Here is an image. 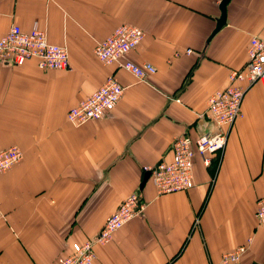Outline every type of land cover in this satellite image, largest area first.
I'll return each mask as SVG.
<instances>
[{"label":"crops","instance_id":"crops-1","mask_svg":"<svg viewBox=\"0 0 264 264\" xmlns=\"http://www.w3.org/2000/svg\"><path fill=\"white\" fill-rule=\"evenodd\" d=\"M0 0V37L36 23L66 46L67 69L0 61V150L17 145L21 162L0 173V264H55L74 243L94 238L131 193L147 203L108 244L97 264H222V255L253 237L238 263L264 264V85L247 86L243 115L228 129L216 173L195 159L196 186L159 194L145 168L172 159L180 135L213 131L211 94L245 67L253 37H264V0ZM145 31L127 58L152 63L140 80L105 65L96 45L120 25ZM192 50V53H188ZM125 87L117 107L76 125L68 112L109 76Z\"/></svg>","mask_w":264,"mask_h":264},{"label":"built area","instance_id":"built-area-1","mask_svg":"<svg viewBox=\"0 0 264 264\" xmlns=\"http://www.w3.org/2000/svg\"><path fill=\"white\" fill-rule=\"evenodd\" d=\"M145 31L140 27L124 23L104 41L98 43L95 53L105 65L116 64L129 71L140 80H145L157 72L150 62L139 64L127 56L143 40ZM248 61L244 68L232 70L229 83L210 95L205 117L214 126L213 131L197 137L180 135L171 146L172 159H162L147 166L149 179L159 194L189 190L196 186L195 159L200 156L206 167L220 156L225 148L229 127L243 115L242 102L248 85L261 81L264 85V37H253L248 47ZM188 53H192L189 50ZM34 59L42 70L67 69L70 54L66 46L54 44L47 32L36 23L31 31H24L20 25L0 37V61L11 65H23ZM125 87L120 80L111 75L90 96L81 100L68 112V119L76 125L102 118L114 110L124 95ZM23 151L17 145L0 150V173L10 170L21 162ZM147 209L140 192L128 195L106 220L94 237L82 243H74L72 252L61 257L55 264H97L95 246L108 244L115 233L134 218L142 217ZM259 225H264V199L258 201L256 212ZM5 214L0 207V220ZM253 243L249 237L246 243L222 255V264L238 263Z\"/></svg>","mask_w":264,"mask_h":264},{"label":"water","instance_id":"water-1","mask_svg":"<svg viewBox=\"0 0 264 264\" xmlns=\"http://www.w3.org/2000/svg\"><path fill=\"white\" fill-rule=\"evenodd\" d=\"M230 0H223L220 8H221V16L219 17V19L217 20V25L216 28L214 30V34L217 33L225 24L227 21V5L229 3ZM150 176V172H146L145 176L143 178V181L141 183V187H143L146 182L148 181Z\"/></svg>","mask_w":264,"mask_h":264},{"label":"trees","instance_id":"trees-1","mask_svg":"<svg viewBox=\"0 0 264 264\" xmlns=\"http://www.w3.org/2000/svg\"><path fill=\"white\" fill-rule=\"evenodd\" d=\"M219 161H220L219 157H216L213 159L212 165L210 166V171H211L212 175H214L216 173V170H217L218 165H219Z\"/></svg>","mask_w":264,"mask_h":264}]
</instances>
